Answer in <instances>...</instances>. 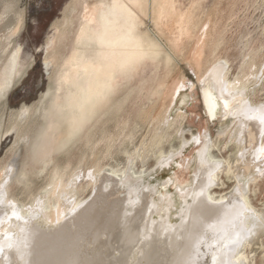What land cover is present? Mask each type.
Wrapping results in <instances>:
<instances>
[{"label": "bare ground", "instance_id": "obj_1", "mask_svg": "<svg viewBox=\"0 0 264 264\" xmlns=\"http://www.w3.org/2000/svg\"><path fill=\"white\" fill-rule=\"evenodd\" d=\"M151 2L156 26L171 23V31L179 34L170 40L174 48L184 35L192 37V14L180 12L175 0L83 2L73 46L58 67L57 87L32 145L34 158L50 160L110 100L119 77L129 76L145 59L160 56L159 44L143 30ZM195 39L197 49L189 56L199 73L206 112L214 118L220 109L223 118L238 123L241 159L249 149L246 168L237 175L233 190L211 194L220 163L209 156V144L196 154L188 183L177 184L174 190L170 178L152 180L129 169L121 175L95 173L93 167L90 196L71 201L72 180L64 179L56 168L49 183L56 203L50 201L46 207L37 197L26 206L6 195L0 197V264H250L245 248L258 244L264 233V210L255 212L246 198L253 176L249 170L253 172L264 156V104H251L245 89L237 87L239 82L228 80L227 61H212L203 70V36ZM19 52L0 72V97L21 71L16 70ZM175 79L166 86L162 107L170 105L184 86L182 79ZM173 153L160 158V168L170 164Z\"/></svg>", "mask_w": 264, "mask_h": 264}, {"label": "rangeland", "instance_id": "obj_2", "mask_svg": "<svg viewBox=\"0 0 264 264\" xmlns=\"http://www.w3.org/2000/svg\"><path fill=\"white\" fill-rule=\"evenodd\" d=\"M97 1L0 0V72L17 49L16 70H21L0 97V197L6 195L26 206L37 197L46 207L50 201L54 204L56 197L49 193V183L56 170L72 180L68 192L74 193L67 197L71 201L90 196L89 173L94 170L121 175L129 169L152 180L170 178V189L174 190L177 184L188 183L194 158L206 144L209 156L220 163L218 183L211 187V194L231 192L237 175L246 168L249 149L241 159L236 121L223 118L220 109L214 118L208 116L199 73L190 56L197 49L195 37L203 36V70L212 61H227L228 80L239 82L237 87L245 89L251 104H264V0H175L180 12L192 14V37L178 39V48L170 43L179 35L177 30L173 33L167 22L160 29L156 26L151 2L148 15L143 17V30L159 44L160 56L145 59L130 78L119 77L110 100L84 123L77 137L53 152L50 160L34 158L32 145L55 93L58 67L73 46L83 2L93 5ZM176 76L184 86L170 105L162 107L165 89ZM171 153L175 154L173 160L160 168V158ZM255 164L258 167L249 170L253 176L246 198L251 209L259 212L264 210V156ZM258 239V244H250L253 251L250 245L245 248L250 264H264V233Z\"/></svg>", "mask_w": 264, "mask_h": 264}, {"label": "snow or ice", "instance_id": "obj_3", "mask_svg": "<svg viewBox=\"0 0 264 264\" xmlns=\"http://www.w3.org/2000/svg\"><path fill=\"white\" fill-rule=\"evenodd\" d=\"M201 191H203V189Z\"/></svg>", "mask_w": 264, "mask_h": 264}]
</instances>
